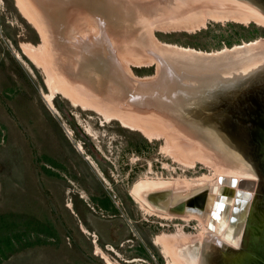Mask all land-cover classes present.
<instances>
[{
    "label": "rangeland",
    "instance_id": "374dc122",
    "mask_svg": "<svg viewBox=\"0 0 264 264\" xmlns=\"http://www.w3.org/2000/svg\"><path fill=\"white\" fill-rule=\"evenodd\" d=\"M107 1L57 0L60 12L58 6L53 5L50 11L40 1L45 16L52 21L49 36L51 43L55 41L56 49L50 41L44 43L40 31L23 16L16 0H0V264H106L97 252L98 247L120 264H171L172 256L162 252L161 245L155 243L156 236L191 235L190 238H195L194 246L202 244L204 229L200 220L166 218L158 212H147L130 190L142 180L181 181L175 192L182 191V200L186 202L178 203L177 209L181 210L186 203L194 205L204 198L201 188L189 192L188 181L205 178L215 181L218 176L214 162L205 152L215 151L226 157L231 145L224 142L227 149H222L211 146L209 140L199 135L191 137L184 127V131L180 128L182 121L170 115L169 120L163 116L155 122L176 137L162 135L149 139L140 129L126 127L109 114L116 106L105 100L108 91L103 89L104 79L109 78L108 58L119 59V67L122 65L121 68L132 72L135 81L155 78L158 65L146 55L138 54L140 58L134 55L129 46L115 48V42L121 43L120 36L125 37L120 40H129L132 26L140 25L141 20L135 17L123 26L121 20L117 23L111 15L105 18L108 26L105 37L110 39L108 53L99 50L97 59L93 60L97 62L88 67L89 72H76L70 54L72 49H77L73 45L77 40L70 42V46L68 35L73 31L84 44L92 41L100 27L91 20L84 22L88 9L94 10L98 3L104 5ZM161 17L167 18V12L153 23L163 20ZM153 30V36L161 44L206 52L264 39L263 24L232 19L208 18L204 26L193 30L155 27ZM25 42L42 46L38 57L48 64L38 67L32 62L23 52ZM91 46L94 47L93 43ZM55 49L59 53L55 57L57 65L51 60ZM44 66L51 72V81ZM66 84L71 86V94L79 93L85 104H96L107 114L85 108L81 101L75 105L62 92L68 88ZM59 87L62 89L53 90ZM129 89L125 93L127 101L120 104L117 112L142 121V114L133 111L138 108L134 104H140L141 109L142 104L138 103L141 95L133 97ZM52 92L53 108L46 97ZM200 142L203 151L193 152L192 147ZM242 153L245 155H238L239 160L251 165L253 160ZM108 200L110 207H106ZM155 202L161 205L160 201ZM86 228L89 232L84 231ZM192 243L180 244V253ZM185 254L180 256L181 262L188 261ZM134 258L140 260L132 261Z\"/></svg>",
    "mask_w": 264,
    "mask_h": 264
},
{
    "label": "bare ground",
    "instance_id": "6f19581e",
    "mask_svg": "<svg viewBox=\"0 0 264 264\" xmlns=\"http://www.w3.org/2000/svg\"><path fill=\"white\" fill-rule=\"evenodd\" d=\"M40 1L16 0V5L23 16L40 31L44 43L47 45L50 41V44H53L49 36L50 29L52 28V21L51 19L49 20V17L45 16L42 5L39 3ZM43 1L44 5L49 8L50 11L53 5L58 6V11H61V8H59V5L56 3L57 0ZM247 4V1L243 0H108L104 5L98 3L97 7H94V10L93 8H91V11L88 9V18L84 20L86 23H88V20H91L99 24L100 29L98 33L94 36L92 41L84 44L72 31V33L68 35L69 45L70 42H75V40H77L75 44L73 43L74 46L76 45L77 49H72L70 58L73 60L72 64L77 68V73L81 71L89 72L90 69L88 67H92V64L94 65L97 62L93 60L97 59L100 51L103 49L104 51L108 50L107 42H109L110 39L107 40L105 37L106 27H108L105 18L112 15L117 23L121 20V25L123 26L127 25V21L131 23L135 17L141 20V24H138V28H136L138 25H135L133 22L134 25L132 27L134 29H130L132 31L128 29L131 32L130 34H132L130 38L128 37V41L127 39L124 41L120 40L125 38L123 36H120L118 40L121 41V43L113 41L116 44L115 48H119V46L128 48L129 46V49L132 50L134 55L138 56V54H143L148 56V59L156 62L158 65L157 76L153 79H143L142 81L137 79V81H135L132 72H129L127 68H121L122 65L119 67V63L117 62L119 59L115 60L109 57V61H107L109 63L108 70H110L108 72L109 78H105L104 84H102L104 86L103 89H106V92L108 91L106 94L108 98L106 96L105 100L110 104H115L116 110H114V112H108L110 115L120 119L124 126L132 129H140L149 139H157L162 135L169 136L170 139L176 137L174 134L169 133L168 128L163 126V130L161 123L158 125V122H155L162 119L163 116L166 117L167 120H169L171 116L170 118L174 117V119L176 118L179 119L180 122L182 121V126L180 128L182 129V127H184L187 132L192 134H189L192 137L197 134V131H199L201 127L185 118L186 114L191 115L185 108L188 107L192 110L193 108H201L200 106L203 100H210V94L217 90L221 84L231 83L232 86L234 81L245 76H250L263 68L264 39L258 38L248 43L245 42L243 45H236L233 48L206 52L194 48L175 46V44H161V42L153 36V29L155 27L167 30L178 28L193 30L204 26L208 18L218 21L232 19L246 23L257 21V23L264 25V16L259 9L254 11L253 8L247 6ZM166 12L167 18L165 17V19H163L164 17H161L163 20L159 19L153 23L155 19L160 18V15L163 13L166 14ZM112 26H114V24L111 25V27ZM73 29L76 33L77 28L74 27ZM113 31L111 33L116 35ZM119 33L121 34V32ZM107 34H109V31H107ZM92 43L94 47L91 46ZM22 47L24 54H26L38 67H42L43 63L44 65L48 64L44 59H42L43 61L41 62L38 57L39 52L42 51V46L38 47L34 44L25 42ZM54 48L57 49L56 44ZM97 48L98 50H96ZM56 49L52 52L53 56L51 60L57 65L58 63L55 57H57L59 53ZM106 52L108 53V51ZM17 56L20 58V54ZM138 57L140 58V56ZM44 67L46 68V66ZM46 70L48 71L49 80L51 81V72L48 68H46ZM66 86H68V84H66ZM127 87L130 88L131 95H137L138 93L141 95L138 98V103H141L142 107L140 109V104L138 106L134 104L133 106L138 108L133 107V111L134 113L135 111H139V114H142L143 117L137 116L139 119L142 117V121L138 120L136 117L130 118L126 116L128 114L124 113V115L123 113H118L120 111L117 112V109L122 106L120 104H124V102L127 101L123 93V89H127ZM60 88L61 87L53 90L55 91ZM62 92L66 97L70 98L75 105L79 104V101H81L85 108L90 107L100 112L105 111L100 109L96 104L88 102L85 104V102L81 100L79 93V96L77 93L71 94L70 85L68 88L62 89ZM124 92L126 93L127 91L124 90ZM175 92H177V94L173 95ZM174 96L175 98H173ZM46 97L50 106L53 108L54 92L47 94ZM191 112L193 114V111ZM198 120V124L200 122L204 124L203 120ZM243 123H240V125H243ZM182 130L184 131V129ZM218 133L219 135L222 134L223 142L227 141L228 138L225 134L221 131ZM209 141L212 144L211 146H213L214 142L210 139ZM195 145L192 147L193 152L195 150L198 152L203 151L201 142L199 145H196V148H194ZM80 149H82V146H80ZM212 152L213 151H211V153H205L207 154V158L214 162L218 171V176L215 181H210L206 178L188 181L189 192L201 188L199 190H201L202 198H204L194 205L186 203L181 210L177 209L178 203L186 202V200H182V191L175 192V190H179L182 185V183H180L181 181L177 182L163 179L142 180L137 182L130 190L133 198L139 202L140 207L147 212H158L166 218L180 216L187 220L194 218L200 220L204 230L200 238L202 244L199 247L193 245L194 243L192 242L195 241V238H190L191 235H179L177 233L156 236L155 243L161 245L162 252L169 257L172 256L173 262L171 264H190L191 262L195 264H246L250 260L251 253H256L253 241L257 239V234L264 225V184L262 176L264 171L259 167H255V165H249L246 161L242 162L241 159L237 160V158L233 157H222L214 153L215 151L213 154ZM203 155L202 157L205 156ZM241 179L254 181V187L249 190L247 189L248 192H250L249 195H252V197H249L247 200L241 199L239 197L241 195L238 194V191H243L239 185ZM234 181H236V186L231 185ZM168 198H170V200H168ZM155 200L160 201L161 205L156 204ZM68 205L70 206L71 203L69 202ZM84 231L89 232L87 228L84 229ZM184 243H186L185 245L192 244L190 248H186V250L180 253L182 248L180 246ZM229 244L235 247L236 250L227 252L226 246ZM253 247L255 250H253ZM177 248L179 249L178 253H176ZM250 248H252L251 251ZM258 248L264 252L261 243H258ZM221 249L225 250L220 253ZM239 251L241 252L239 253ZM97 252L101 254L106 264H120L110 257L102 248L98 247ZM183 253H186L185 257L188 258L187 262H181V259H179L181 255L183 256ZM226 253L227 256H225ZM233 253H235V255H233ZM193 255L194 259H192ZM258 257H261V255H258ZM255 259L260 263L257 256ZM135 260L140 259H132V261ZM220 261L221 263H219Z\"/></svg>",
    "mask_w": 264,
    "mask_h": 264
},
{
    "label": "water",
    "instance_id": "95a60500",
    "mask_svg": "<svg viewBox=\"0 0 264 264\" xmlns=\"http://www.w3.org/2000/svg\"><path fill=\"white\" fill-rule=\"evenodd\" d=\"M243 1H247V6L252 7L254 11L259 9L264 16V0ZM251 22L257 23V21H250L249 23ZM124 90L126 89H123L125 94ZM176 94L177 92L173 95ZM132 96L135 97L134 94ZM201 104V108H193V110L188 107L185 108L191 114H186L185 118L201 127L196 135L206 140H212L213 144L219 148L227 149L222 134L219 135L218 133L225 131L223 134L228 138L225 142L229 146L231 145L225 156L239 160V156L244 157L245 155L242 153L243 151L253 160L250 163L251 165H255V167H259L264 171V67L250 76L234 81L232 86L231 83L221 84L217 90L210 94V100H203ZM189 110L193 111V114ZM198 119L203 120L204 124L201 122L198 124ZM240 123H243V125H240ZM241 161L243 162V160ZM262 176L264 184V173ZM231 185L236 186V181ZM239 185L243 189L242 192L238 191V194L241 195L239 197L244 200L251 198L252 195H249L248 190L254 187V181L241 179ZM257 236V239L253 241L256 253H251L249 264H264V252L258 248V243H261L264 248V225L260 228ZM255 248L253 247V250ZM226 249L230 252L236 250L230 244L226 246ZM223 250L225 249H221L220 253ZM251 250L252 248H250ZM258 255H261V257H258ZM254 256H257L260 263L257 262Z\"/></svg>",
    "mask_w": 264,
    "mask_h": 264
},
{
    "label": "trees",
    "instance_id": "16d2710c",
    "mask_svg": "<svg viewBox=\"0 0 264 264\" xmlns=\"http://www.w3.org/2000/svg\"><path fill=\"white\" fill-rule=\"evenodd\" d=\"M109 201V200H108ZM105 204H107V203H105ZM110 201H109V203H108V206H106V207H110ZM37 228V227H36ZM37 231H39L38 229H37Z\"/></svg>",
    "mask_w": 264,
    "mask_h": 264
}]
</instances>
